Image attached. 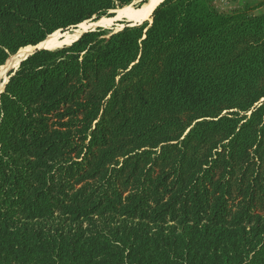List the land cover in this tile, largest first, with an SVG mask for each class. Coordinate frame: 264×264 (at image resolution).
Here are the masks:
<instances>
[{
  "label": "trees",
  "instance_id": "obj_1",
  "mask_svg": "<svg viewBox=\"0 0 264 264\" xmlns=\"http://www.w3.org/2000/svg\"><path fill=\"white\" fill-rule=\"evenodd\" d=\"M136 1L0 0V68ZM263 8L164 0L10 72L0 264H264Z\"/></svg>",
  "mask_w": 264,
  "mask_h": 264
},
{
  "label": "bare ground",
  "instance_id": "obj_2",
  "mask_svg": "<svg viewBox=\"0 0 264 264\" xmlns=\"http://www.w3.org/2000/svg\"><path fill=\"white\" fill-rule=\"evenodd\" d=\"M162 0H147L139 9L133 10L128 7L120 9L116 11L115 19H125L128 22L133 24H138L144 20H148L150 15L152 14L153 10L157 7V5ZM114 20V19H113ZM113 20L111 19H101L93 24H89L88 22H84L75 28L78 31H84L89 28L97 27H108L112 24ZM77 31V32H78ZM78 36H70L67 34H60L59 32H55L54 34L48 36L42 43L38 44L37 46H28L25 48L20 49L14 56H12L8 62L0 69V93L3 90L6 76L5 72L12 68H15L19 62L25 59L28 55H30L35 49H45V50H53L60 48L63 45H69L74 42Z\"/></svg>",
  "mask_w": 264,
  "mask_h": 264
},
{
  "label": "rangeland",
  "instance_id": "obj_3",
  "mask_svg": "<svg viewBox=\"0 0 264 264\" xmlns=\"http://www.w3.org/2000/svg\"><path fill=\"white\" fill-rule=\"evenodd\" d=\"M145 2H146V0H139V1H136V2L132 3L131 5H129L127 7L130 8V9H133V10H137ZM208 2L213 6V8H215L216 11H218L220 13H229V12L234 11V10L242 9V8H244L246 6H254V5H256V3L258 2V0H208ZM124 8H126V7H124ZM121 9H123V8H121ZM118 10H120V9L114 10V11L110 12L106 17H104L105 19H111V20L114 19L113 22H112V24L110 26H108V27H103L102 28V27L95 26L94 28L92 27V28L86 29L84 31H78V29H76L74 27V28H70V29H68V30H66L64 32H59V33L62 34V35L67 34V35H70V36L77 35L79 37L82 33L86 32V31L89 32L90 30H94V31L100 30L105 35H111V34H114V33H117L119 31L123 30L126 27L140 25V24H142L144 22H149V23L151 22V15L152 14L150 15V18L148 20H144V21H142V22H140L138 24H133V25L130 22H128L127 20H125V19H121V18L120 19H115L116 11H118ZM263 11H264V8L255 11L253 14H259V13H261ZM101 19H103V18H101ZM101 19H99V20H101ZM99 20L87 21V22L89 24H93V23H95V22H97ZM63 46H65V45H63ZM38 49H35L34 51H36ZM57 49H60V48H57ZM57 49H53V50H57ZM17 66L15 68H12L10 70H7V72H5L6 81L9 80V74H10V72L15 71L17 69ZM259 211H261V209H259Z\"/></svg>",
  "mask_w": 264,
  "mask_h": 264
},
{
  "label": "water",
  "instance_id": "obj_4",
  "mask_svg": "<svg viewBox=\"0 0 264 264\" xmlns=\"http://www.w3.org/2000/svg\"><path fill=\"white\" fill-rule=\"evenodd\" d=\"M146 1H147V0H146ZM163 1H164V0H162L159 4H161ZM159 4L157 5V7L159 6ZM153 11H154V10H153ZM131 27H132V26H131ZM90 31L93 32L94 30H90ZM87 32H88V31L82 33V34L78 37V39H79L83 34H85V33H87ZM78 39H76L74 42H76ZM74 42H72V43L69 44V45L62 46V47H60V49L63 48V47H69V46L72 45ZM41 50H45V49H38V50L34 51L33 53H31L30 55H28L25 59H27L29 56H31V55H33L34 53H36V52H38V51H41ZM25 59L21 60V61L19 62V64H20L22 61H24ZM19 64H18V66H19ZM18 66H17V67H18ZM7 82H8V80L5 82L4 87H3V90H4L5 85L7 84ZM3 90H2V92H3ZM2 92H1V93H2ZM1 93H0V94H1Z\"/></svg>",
  "mask_w": 264,
  "mask_h": 264
}]
</instances>
